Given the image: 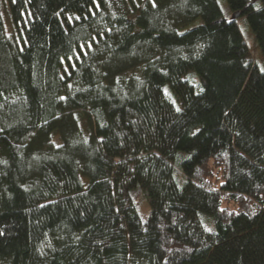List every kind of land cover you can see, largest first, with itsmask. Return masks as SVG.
<instances>
[{"label": "trees", "instance_id": "1", "mask_svg": "<svg viewBox=\"0 0 264 264\" xmlns=\"http://www.w3.org/2000/svg\"><path fill=\"white\" fill-rule=\"evenodd\" d=\"M225 2L0 0V264H264V0Z\"/></svg>", "mask_w": 264, "mask_h": 264}, {"label": "rangeland", "instance_id": "2", "mask_svg": "<svg viewBox=\"0 0 264 264\" xmlns=\"http://www.w3.org/2000/svg\"><path fill=\"white\" fill-rule=\"evenodd\" d=\"M137 1L138 0H134V2H137ZM217 2L219 4L220 9L224 12L226 7H227L225 0H217ZM2 6L3 7H2V13L1 14H2L4 24L6 26L7 25L6 24L7 14L5 12L4 5H2ZM238 27L240 29L241 35H242L244 42L246 44L247 52H248V55H249L251 61L254 64H256L260 70H264L263 55L261 53L260 47H259V45L256 41V38H255L251 28L249 27L248 23L244 19L239 18L238 19Z\"/></svg>", "mask_w": 264, "mask_h": 264}, {"label": "water", "instance_id": "3", "mask_svg": "<svg viewBox=\"0 0 264 264\" xmlns=\"http://www.w3.org/2000/svg\"><path fill=\"white\" fill-rule=\"evenodd\" d=\"M237 16V13H235L234 15H232V17H236Z\"/></svg>", "mask_w": 264, "mask_h": 264}]
</instances>
